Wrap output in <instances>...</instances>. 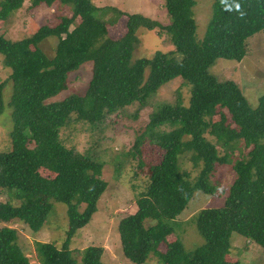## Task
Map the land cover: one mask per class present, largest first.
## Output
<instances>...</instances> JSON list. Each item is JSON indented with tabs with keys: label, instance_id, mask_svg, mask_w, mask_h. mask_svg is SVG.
<instances>
[{
	"label": "trees",
	"instance_id": "trees-1",
	"mask_svg": "<svg viewBox=\"0 0 264 264\" xmlns=\"http://www.w3.org/2000/svg\"><path fill=\"white\" fill-rule=\"evenodd\" d=\"M24 1L0 0V21ZM164 2L171 18L167 25L140 13L98 6L92 0H32V7L72 5V13L22 39L0 35V54L11 68L13 84L12 147L0 151V190L18 200L17 204L0 201V221L19 220L39 231L55 201L67 205L69 220L62 248L37 241L38 262L24 252L18 230L2 226L0 264H104L101 247L85 248L81 262L68 250L69 241L91 220L108 187L102 177L104 163L66 146L61 130L73 115L77 121L95 125L134 103L146 106L164 84L177 77L190 85L188 103L177 91L174 101L157 105L131 150L139 166L144 165L141 146L146 140L158 145L163 155L149 165L137 210L120 221L125 256L135 264H147L152 253L162 264H242L227 259L235 232L264 249V94L253 108L235 81L219 80L209 71L217 58L241 61L245 57L247 40L264 29V0H214L202 40L197 39L196 0ZM111 14L127 16V30L119 38L109 35ZM140 28L163 30L174 49L134 59ZM49 36L58 38L52 57L40 47ZM88 61L93 62V73L85 93L48 102L68 87L69 74ZM6 84L0 82V114ZM240 140L248 150L233 160ZM186 155L199 170L195 179L180 165ZM224 164H232L235 177L223 205L212 207L219 208L210 215L213 230L198 217L201 245L188 251L181 238L168 241L179 224L177 218L197 191L222 195L212 176ZM164 241L165 251L160 249Z\"/></svg>",
	"mask_w": 264,
	"mask_h": 264
},
{
	"label": "rangeland",
	"instance_id": "rangeland-1",
	"mask_svg": "<svg viewBox=\"0 0 264 264\" xmlns=\"http://www.w3.org/2000/svg\"><path fill=\"white\" fill-rule=\"evenodd\" d=\"M98 6H113L128 13H140L160 23L167 25L171 22L164 0H92ZM214 0H196L194 14L197 22V39L202 40L212 18ZM72 13V5L56 3L53 6L41 4L32 7V0H25L23 6L13 12L6 20L0 21V35L18 40L31 36L39 27L45 24H56L63 15ZM109 35L119 38L126 32L127 16L111 14L109 17ZM111 20V21H110ZM139 43L133 58H151L157 50L169 51L174 46L168 42V35L159 28H140L137 32ZM58 42L56 36H49L40 45L41 49L50 57L55 53ZM4 56L0 54V82L7 84L3 90L4 110L0 114V151H8L12 147L11 131L13 129L12 107L10 105L13 84L10 80L11 68L5 66ZM209 71L219 80L235 81L253 108L259 104V98L264 94V29L247 40V54L241 61L227 58H217ZM93 73V62L82 64L72 71L68 78V87L59 94L47 99L48 102L65 98L76 93H85ZM148 74V70H147ZM177 91L182 94L185 104L190 97V85L177 77L164 84L146 106H127L107 116L102 122L92 125L88 122L77 121L73 115L70 123L61 130V139L68 147H73L82 153H89L104 163L102 177L108 182L106 191L98 202V209L91 220L79 228L68 243V250L81 262V252L89 247L103 248L104 264H135L129 260L124 252L120 238L119 224L122 218L134 213L137 208V196L144 190L148 182V168L150 164L162 158L163 151L158 145L148 140L141 146V161L131 154L137 135L146 127L150 114L156 106L163 102H172L177 97ZM219 118V116H217ZM168 128V127H167ZM208 138L216 139L207 135ZM237 149L232 156L235 160L247 152L244 141L237 143ZM221 153L224 149L218 145ZM187 157L180 160L182 169L195 179L199 170ZM48 176V170L42 171ZM235 177L232 164L218 166L212 176V182L220 187L219 195H209L197 191L186 209L177 218L179 224L174 233L167 237L168 241L181 238L188 251L194 250L204 242L199 233L197 218L205 219L209 223L208 229L213 230L215 222L210 215L216 213L223 205L225 194ZM224 193H223V192ZM0 201L18 200L9 191L0 190ZM217 209V210H216ZM67 205L55 201L48 214L45 224L39 231H33L27 224L19 220L11 222L0 221V228L8 225L19 233V243L31 261L38 262L36 251L37 241L55 243L62 248L68 229ZM166 241L160 245L165 251ZM229 261H240L242 264H264V249L258 243L239 234L233 233L231 247L227 254ZM147 264H162L153 253L147 259Z\"/></svg>",
	"mask_w": 264,
	"mask_h": 264
}]
</instances>
